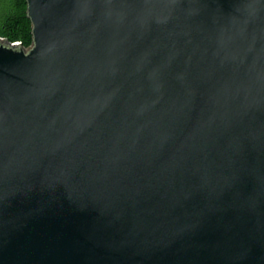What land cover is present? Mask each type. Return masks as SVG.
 <instances>
[{
    "label": "water",
    "instance_id": "obj_1",
    "mask_svg": "<svg viewBox=\"0 0 264 264\" xmlns=\"http://www.w3.org/2000/svg\"><path fill=\"white\" fill-rule=\"evenodd\" d=\"M26 3L0 264H264V0Z\"/></svg>",
    "mask_w": 264,
    "mask_h": 264
},
{
    "label": "trees",
    "instance_id": "obj_2",
    "mask_svg": "<svg viewBox=\"0 0 264 264\" xmlns=\"http://www.w3.org/2000/svg\"><path fill=\"white\" fill-rule=\"evenodd\" d=\"M0 39L10 44L20 43L24 49L32 46L26 0H0Z\"/></svg>",
    "mask_w": 264,
    "mask_h": 264
}]
</instances>
